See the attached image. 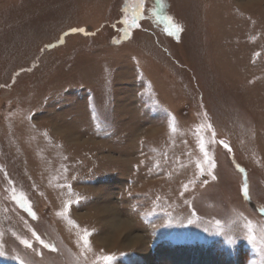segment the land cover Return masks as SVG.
<instances>
[{
  "label": "rangeland",
  "instance_id": "rangeland-1",
  "mask_svg": "<svg viewBox=\"0 0 264 264\" xmlns=\"http://www.w3.org/2000/svg\"><path fill=\"white\" fill-rule=\"evenodd\" d=\"M125 3L0 0V264H264V0Z\"/></svg>",
  "mask_w": 264,
  "mask_h": 264
},
{
  "label": "snow or ice",
  "instance_id": "snow-or-ice-1",
  "mask_svg": "<svg viewBox=\"0 0 264 264\" xmlns=\"http://www.w3.org/2000/svg\"><path fill=\"white\" fill-rule=\"evenodd\" d=\"M123 11L125 12V18L123 20V23L126 25L124 32L125 35H128V30L132 29V28H139L140 24L138 23V20H140L146 11H150L152 13H156V8H150V9H145V0H131V3H128L126 0L125 3V7L123 9ZM130 13V15H128ZM164 19H167L169 21V27L165 29L166 32H168L169 34H174L176 31H179V27L175 24L171 22V18L170 17H163ZM71 31L76 32V31H84L83 29H71ZM168 126L169 129L172 132L176 131V128L174 126V120L172 118H169L168 121ZM209 128H211V125H208ZM215 136V133H213V137ZM219 143H221L223 145V147L225 149H228L229 151H231L230 146L227 143H224L223 141H220ZM199 148L200 151L203 153L204 156V161L203 163L207 164L208 167V171L209 174L211 175V170L212 168L215 167V163L214 161H212L209 156H208V152L205 149V145L203 143V140H201L200 144H199ZM197 168L200 169L201 172H203V168L201 166V163H197ZM241 171H243V169H241ZM213 179H216V177L213 175L212 176ZM205 183H207V181H205ZM186 187V186H185ZM241 191L244 195V197L246 199L250 198L249 197V190H248V185L247 183L242 184L241 186ZM13 199L17 200V203L21 206L26 208V210L29 212L30 215L33 216V218H35V213L32 212V209L28 203V201L23 197V195H21L20 197H16L15 192L13 191ZM82 199H84V197H81L79 195H77V198L75 200H66L64 203V208L62 212L57 213L60 216H65L67 217V214L69 212V206L73 205V204H77L79 203ZM192 221L190 220L189 223H191ZM70 224H74V221L69 220ZM217 224H219V221H216ZM251 222H249L248 225V235H247V239L249 240L250 243L255 244V240L256 237L252 234V229L250 226ZM82 231V235H80L79 240L83 243V247L84 249L90 250V243H89V237L92 235V232L89 231L87 228H84L81 230ZM94 231V230H93ZM32 236L35 238L36 241H38L44 248L47 249H51L52 251H56L55 247L50 244L45 242L43 239H41V237L35 232H32ZM262 240H264V236H262ZM26 248L28 249H33V245L31 243V241L27 240V239H22L20 241ZM228 242L229 243H233L234 241L229 237L228 238ZM35 251V249H33ZM3 251H0V255H3ZM16 259H19V257H15ZM98 261H103V264H111L112 260H113V256L111 255H104V256H100L97 257ZM20 264H25V261L23 259L20 260Z\"/></svg>",
  "mask_w": 264,
  "mask_h": 264
},
{
  "label": "bare ground",
  "instance_id": "bare-ground-1",
  "mask_svg": "<svg viewBox=\"0 0 264 264\" xmlns=\"http://www.w3.org/2000/svg\"><path fill=\"white\" fill-rule=\"evenodd\" d=\"M113 221H114V219H113ZM110 227L113 230L119 229L118 231H121V230L127 231V233H129V234H126V235H128V237L126 238V241L129 245H134L135 243H137L140 240L139 235L134 234L130 231L131 230L130 225L126 221H123L120 218L116 219L115 222H113L110 225Z\"/></svg>",
  "mask_w": 264,
  "mask_h": 264
},
{
  "label": "water",
  "instance_id": "water-1",
  "mask_svg": "<svg viewBox=\"0 0 264 264\" xmlns=\"http://www.w3.org/2000/svg\"><path fill=\"white\" fill-rule=\"evenodd\" d=\"M128 36H129V33H128V35H125V32L122 34V36H121V39L120 40H125V39H127L128 38ZM113 43H117V42H114L113 41Z\"/></svg>",
  "mask_w": 264,
  "mask_h": 264
},
{
  "label": "trees",
  "instance_id": "trees-1",
  "mask_svg": "<svg viewBox=\"0 0 264 264\" xmlns=\"http://www.w3.org/2000/svg\"><path fill=\"white\" fill-rule=\"evenodd\" d=\"M157 252H158V249L155 248V249H154V253H155V254H158Z\"/></svg>",
  "mask_w": 264,
  "mask_h": 264
}]
</instances>
